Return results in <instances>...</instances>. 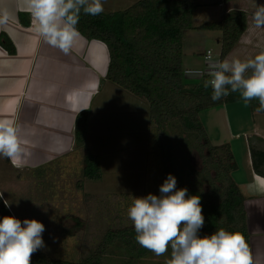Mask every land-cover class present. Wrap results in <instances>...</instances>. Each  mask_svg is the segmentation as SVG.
Instances as JSON below:
<instances>
[{"label":"crops","instance_id":"crops-1","mask_svg":"<svg viewBox=\"0 0 264 264\" xmlns=\"http://www.w3.org/2000/svg\"><path fill=\"white\" fill-rule=\"evenodd\" d=\"M196 2L207 6L216 2L215 6L220 8L216 20L231 9L246 14L245 29L223 59L247 60L264 49V28H256L253 23V12L264 0ZM3 12L10 19L6 25H0V34L11 42L14 51L9 53L0 43V120L13 121L18 126L26 154L21 167L0 157V193L13 188L16 197L22 195V178L74 151L75 116L84 110L88 122L96 96L109 81L104 77L108 53L102 41L82 35L67 55L51 47L36 33L25 0H0V13ZM192 17V26L198 25L192 22ZM220 39L218 30L183 31V86L195 85L207 76L203 54L217 44L218 50L213 55L217 57ZM240 101L201 110L205 119L200 121L211 144L227 143L232 152L233 140L243 141V168L236 166L231 176L245 199L252 264H264V176L253 171L249 153L250 146L264 150V112L251 111ZM2 200L10 203L4 193ZM7 208L19 219L12 205Z\"/></svg>","mask_w":264,"mask_h":264},{"label":"trees","instance_id":"trees-1","mask_svg":"<svg viewBox=\"0 0 264 264\" xmlns=\"http://www.w3.org/2000/svg\"><path fill=\"white\" fill-rule=\"evenodd\" d=\"M200 5L191 0H137L124 9L102 12L96 16L81 13L77 27L86 39H97L105 44L108 62L104 77L146 99L149 121L156 130L164 180L169 173L175 176L168 163L167 123L176 120L186 137L192 136L199 141L203 152L200 154L202 167L198 172L211 169V180L216 185L208 184L209 190H206L196 181L193 169L180 178L175 177L178 188L186 187L189 195H199L201 198L205 224L200 235H210L221 227L230 232L239 231L244 234L250 249L244 196L231 176V171L236 167L233 154L227 143L211 144L198 117L203 109L243 99L235 92L213 102L211 88L203 87V81L208 78L206 75L190 87L182 83L183 31L193 28L220 31L219 58L222 60L245 29L246 14L242 10L231 9L219 20L192 26L193 10ZM0 43L9 53L14 51L3 33L0 34ZM247 105L251 111H256L259 102L253 100ZM85 123L86 112L82 110L74 120L73 133L77 143L83 139ZM249 153L253 171L264 176V150H255L250 146ZM82 157L83 177L98 179L101 176L98 156L85 148ZM4 216L12 215L0 199V218ZM72 219L75 223L67 232L74 234L81 229L83 220L75 216ZM135 235L133 224L108 228L91 253L83 259L69 261L38 250L32 255L31 264H102L105 252L118 244L131 257L140 258L150 251L136 242Z\"/></svg>","mask_w":264,"mask_h":264},{"label":"rangeland","instance_id":"rangeland-1","mask_svg":"<svg viewBox=\"0 0 264 264\" xmlns=\"http://www.w3.org/2000/svg\"><path fill=\"white\" fill-rule=\"evenodd\" d=\"M135 1L102 0L103 12L124 9ZM215 4L195 8L192 22L216 20L220 8ZM208 31L201 29V32ZM185 41L189 40L186 38ZM209 49L214 55L218 45H212ZM240 102L249 108L243 100ZM89 114L83 139L76 142L71 154L22 178L21 196L18 194L14 197L13 188L3 191L21 221L36 219L45 225L46 230L42 234L45 247L40 250L51 257L69 261L89 255L106 229L132 224L127 209L133 196L159 195V186L164 181L156 130L149 121L148 103L144 97L108 81L96 96ZM198 117L201 121L205 119L202 112L198 113ZM165 135L168 163L175 176L180 178L193 169L196 181L206 190H209L208 184L215 186L211 180V169L198 172L202 167L200 154L203 152L199 141L192 136L186 137L176 120L167 123ZM85 148L98 156L101 170L98 179H88L82 175ZM231 149L236 166L243 168L242 139L237 142L233 140ZM72 216L83 220L76 235L67 232L75 223ZM170 252L169 249L164 255L157 256L150 251L143 257L133 258L118 244L105 252L101 262L166 264Z\"/></svg>","mask_w":264,"mask_h":264},{"label":"clouds","instance_id":"clouds-1","mask_svg":"<svg viewBox=\"0 0 264 264\" xmlns=\"http://www.w3.org/2000/svg\"><path fill=\"white\" fill-rule=\"evenodd\" d=\"M36 33L65 55L76 45L81 33L77 27L81 13L100 15L102 0H25ZM10 19L0 13V25ZM256 28H264V4L253 12ZM213 102L238 92L245 104L259 102L256 111H264V49L254 58L216 60L212 52L205 56ZM26 154L19 128L9 120H0V157L21 167ZM3 193H0V199ZM5 207H10L4 200ZM127 216L135 230V240L157 256L171 250L166 264H252L249 245L243 233L221 227L210 235H200L205 224L201 198L189 195L186 187H177V178L169 173L159 186V195L133 196ZM45 225L36 219L21 221L15 216L0 218V264H31L32 255L45 247Z\"/></svg>","mask_w":264,"mask_h":264},{"label":"built area","instance_id":"built-area-1","mask_svg":"<svg viewBox=\"0 0 264 264\" xmlns=\"http://www.w3.org/2000/svg\"><path fill=\"white\" fill-rule=\"evenodd\" d=\"M209 51H211V50H210V49H206L205 52H204V54H203L204 64L206 65V68H207V69H208V66H207V64H206V62H205V56L207 55V53H208ZM212 55H213V54H212ZM213 58L216 59V60H220V58H219V54H218L217 57H214V56H213Z\"/></svg>","mask_w":264,"mask_h":264}]
</instances>
